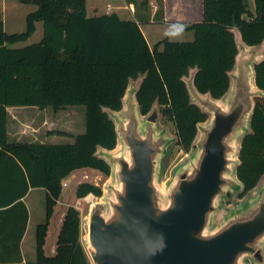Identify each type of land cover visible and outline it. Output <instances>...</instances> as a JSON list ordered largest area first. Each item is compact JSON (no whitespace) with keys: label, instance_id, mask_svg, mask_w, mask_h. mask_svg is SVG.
<instances>
[{"label":"trees","instance_id":"16d2710c","mask_svg":"<svg viewBox=\"0 0 264 264\" xmlns=\"http://www.w3.org/2000/svg\"><path fill=\"white\" fill-rule=\"evenodd\" d=\"M19 1L37 7L27 14L20 32H7L0 13V178L8 188V196L0 200V261L22 260L20 242L29 218L22 198L31 187H43L46 217L36 226V259L28 264H91L81 241V213L74 205L65 212L55 253L47 254L45 244L63 179L81 168L111 173L110 164L96 153L99 146L112 149L117 144L115 123L105 107L120 109L130 79L143 75L137 91L140 111L148 113L157 101L175 126L177 143L189 149L197 123L208 114L191 103L183 77L196 68L198 90L221 97L229 88L228 72L238 52L233 29H239L247 44L262 42L264 0H254L253 18L246 16V0H202L203 19L190 25L193 40L165 38L154 46L139 23L148 19L149 0H142L145 13L136 9L137 20L115 11L88 16L86 0ZM157 1L161 6L162 0ZM37 20L43 21V37L12 46L31 36ZM255 70L256 83L264 89V60ZM7 105H84L85 130L73 142H8ZM251 127L242 139L236 168L243 183L240 195L264 174V96L256 97ZM75 193L78 198L90 193L99 197L103 188L82 181Z\"/></svg>","mask_w":264,"mask_h":264},{"label":"water","instance_id":"95a60500","mask_svg":"<svg viewBox=\"0 0 264 264\" xmlns=\"http://www.w3.org/2000/svg\"><path fill=\"white\" fill-rule=\"evenodd\" d=\"M236 30L238 52L221 97L198 90L196 68L183 77L191 103L208 117L197 123L193 152L168 184L160 176L172 138L158 126L157 101L148 113L140 111L143 75L130 79L120 109L105 107L117 144L96 153L110 164L115 182L84 220L83 242L94 264H249L248 256L251 264H264V174L253 195L218 215L223 197L243 189L236 172L241 142L252 132L256 97L264 96L255 70L264 60V39L250 45Z\"/></svg>","mask_w":264,"mask_h":264},{"label":"rangeland","instance_id":"374dc122","mask_svg":"<svg viewBox=\"0 0 264 264\" xmlns=\"http://www.w3.org/2000/svg\"><path fill=\"white\" fill-rule=\"evenodd\" d=\"M176 7L172 6V4L176 3ZM109 2L115 3V2H122L124 3V0H87L86 4V10L88 15H94V14H101L107 12V4ZM153 4L157 3V1L153 0ZM170 6L175 8L176 16L180 18H185L188 22L192 21H201L203 19V3L202 0H169ZM247 7L249 8V12L246 15L249 18H253L256 16V6L254 0H246ZM127 3H129L127 1ZM152 4V3H151ZM36 5L33 3H23L19 0H0V13L2 15V18L4 19L6 30L8 32L13 31H22L26 28V16L29 12L36 9ZM136 9L139 10V12H146V7L144 5V2L142 0H138V3L134 5V11H126V9H122L124 12L123 15L131 17L132 19H138V16L136 15ZM150 9L153 10L151 7ZM155 9V7H154ZM110 10V9H109ZM195 11L197 13L194 15ZM192 14V15H191ZM174 17H170L169 19L172 20ZM143 23V22H142ZM186 22H171V23H164V24H150V27L153 29V35L150 36V40L158 41L159 39L168 38L171 40H184L189 41L194 38V30L189 29L186 26ZM145 28H147V24H143ZM176 25H183L182 29L179 31L176 30L174 26ZM237 28H234V33H236ZM44 33V26L43 22L39 21L37 30L33 34V36L25 41H19L17 43L12 44V46H23L27 44L28 42L35 41L36 39H40ZM48 108H52L53 106H47ZM67 108H71L68 111L71 110V114L73 115V118H70L69 112H64V109H60V112H62V115L66 114L65 117L61 116L59 117H53L51 112H49V115L56 120V123L59 124H52L54 127L60 129L63 127H69L71 131L76 133L83 124V115L82 110L79 108H82L83 111H85L84 105H67L65 106ZM79 107V108H74ZM64 112V113H63ZM68 122L69 125L63 123ZM85 122V117H84ZM71 123V124H70ZM158 126L159 128H166L167 134L172 138L171 144L169 145L168 153L166 157L163 159L162 162V169H161V176L160 181L163 184H168L171 177L173 176V173L175 171V168L183 162L187 156H189L193 152V146H191L189 149H185L181 147L177 143V134L176 129L172 121L168 120L160 111L159 119H158ZM13 133V131H12ZM66 142L71 140H65ZM75 177V178H74ZM73 180L67 181V183L63 186V192L62 196L55 206L56 213L53 217L52 224L50 226L49 230V236L48 241L45 244V249L47 254H51V249L53 246V242L56 239V232L58 230V223L60 221V217L64 209L66 208V205L69 203L70 205H74L80 210L81 213V241L84 244L83 240L87 233V227L84 223L85 218L87 217L89 213V208L92 202L100 200V197L95 196L94 194L90 193L85 197L78 198L76 196V187L77 185L82 181H90L97 183L102 186L104 193H109L108 186L111 183L115 182V177L113 174L106 175L102 173L101 171L93 168H81L79 171L75 172L73 174ZM76 182L77 185H76ZM256 188V187H255ZM254 187L247 190L245 194L240 195L239 191H234V195L231 198L223 197L222 205H221V211L218 213L220 216L224 217L228 215L230 212H232L234 209H236L240 204H242L243 201L246 200L248 196H251L254 194ZM92 194V195H91ZM91 195V198L88 199V196ZM26 202L28 203L30 207V219L29 224L26 232V242L24 243V248L28 251H25V254L27 255L28 259L36 258V226L37 223L43 222L45 220V211H46V202H45V190L43 187H36L32 191H30L26 197ZM68 204V205H69ZM67 210V209H66ZM55 211V209H54ZM66 212V211H65ZM65 215V213H64ZM222 217V218H223ZM64 218V216H63ZM63 221V220H62ZM49 229V228H48ZM59 232V231H58ZM57 242V241H56ZM33 243V249L30 252V245ZM85 251L88 255V258L91 262V264H94L90 254L84 244ZM55 253V252H54ZM247 263L251 264V258L248 256L245 259Z\"/></svg>","mask_w":264,"mask_h":264},{"label":"crops","instance_id":"0c3cea01","mask_svg":"<svg viewBox=\"0 0 264 264\" xmlns=\"http://www.w3.org/2000/svg\"><path fill=\"white\" fill-rule=\"evenodd\" d=\"M152 1L153 0H149V7L147 8L148 19L145 21L139 20L140 26H141V28H142V30H143V32H144V34H145V36H146V38H147V40L151 46H154L157 42H159L163 39H159L158 41H153V42L150 40V36H152L154 33L153 29L150 27V24H164V23L182 21V22L187 23L186 24L187 28L193 29L190 27V25L194 22H197V21L188 22L186 20V17L185 18L175 17L176 16V12H175L176 9L174 7H176L175 5H177V1H176V3L172 4V6H174L173 8L170 6L169 0H162L161 6L157 0H155V1H157V3H155V4H153ZM86 4H87V0H86ZM151 7L153 8V10L150 9ZM154 7H155V9H154ZM159 8L161 9V12H158ZM122 9H126L127 13H128V11L133 12L134 11V4L133 3H127V0H124V3H122V2H115V3L109 2L107 4V10L108 11L105 13H111V12L115 11L122 18H131V17H129V15H127V16L123 15L122 12H124V11ZM196 13H197V11H195L194 15ZM94 15H98V14H94ZM88 16H93V15H88ZM169 16L174 17V18L172 20H170ZM39 21H42V20L36 21V23H35L36 29L34 30V32L31 34V36L29 38H31L33 36V34L36 32ZM143 24H147L148 27L145 28ZM4 25H5V22H4ZM5 29H6V25H5ZM13 32H20V31H13ZM13 32H9V33H13ZM194 36H195V31H194ZM42 37H43V35H42ZM42 37H40V39ZM40 39H36L35 41L28 42L27 44L39 41ZM159 48L160 49L162 48V44L159 45ZM64 108L66 109V110H64V112H69V115H67V116H71L70 118H73V115L71 114L72 113L71 110L68 111L71 108H67L65 106L56 109L54 107H52V108H48V107L41 108L37 105H7L6 109H7V139H8V142L17 141V142L65 143L66 142L65 140H71L68 142H73L75 140L76 135L85 130V122H84L85 111H83L82 108L74 107V108L81 109L82 115H83L82 127L76 133H74L73 131H71L69 129V127H63V128L58 129V128L54 127L53 125H51V123L55 124L57 121L54 120V118H52L49 115V112L52 111L51 114L53 115V117H59V118L61 116L65 117L66 114L62 115V112H60V109H64ZM63 123L69 125L68 122L63 121ZM56 124H59V123H56ZM12 131H13V133H12ZM79 170L80 169L73 171L70 175H68L66 178H64L62 181L63 186L65 183H67V181L71 182V180H73L75 178V177L73 178V174ZM77 183L78 182H76V185H77ZM35 188L36 187H31L29 189V191L27 192V194L22 198L24 200L27 208H28V212H29L28 222H29L31 214H30V207H29L28 203L26 202V197H27L28 193ZM6 196H8V188H7V186L5 187V182H4L3 178H0V200L4 201V198ZM61 196H62V194H61ZM61 196H60V198H61ZM45 197H46V190H45ZM60 198L58 199V202H59ZM58 202H57V204H58ZM68 204L66 205V208L64 209V211L61 214L60 221L58 223L59 224L58 230L55 234L56 239L53 242L51 254H53L56 250V241H57V236L59 233L58 231L60 230L64 213H65L66 209L68 208V206H70V204L69 205ZM55 213H56V208H55V211H54V213L50 219L48 234L46 237V243L48 241L49 230H50V226L52 224L53 217H54ZM45 215H46V211H45ZM28 222L26 225L24 235H23L21 242H20L22 260L21 261H13V262H11V261H6V262L0 261V264H28V262L35 261L36 258L32 257L31 259H28L27 255L25 254V251H28V249H29L28 248L26 250L24 248V243L26 242V232H27V228H28V224H29ZM31 244L32 245H30V250H29L30 252L33 249V243H31ZM3 258H4V256L2 257V259Z\"/></svg>","mask_w":264,"mask_h":264},{"label":"clouds","instance_id":"9594fccd","mask_svg":"<svg viewBox=\"0 0 264 264\" xmlns=\"http://www.w3.org/2000/svg\"><path fill=\"white\" fill-rule=\"evenodd\" d=\"M174 27L176 28L177 31H179L180 29H182L183 25H176Z\"/></svg>","mask_w":264,"mask_h":264},{"label":"bare ground","instance_id":"6f19581e","mask_svg":"<svg viewBox=\"0 0 264 264\" xmlns=\"http://www.w3.org/2000/svg\"><path fill=\"white\" fill-rule=\"evenodd\" d=\"M91 195H92V194H91ZM91 195H89V196H88V199H90V198H91Z\"/></svg>","mask_w":264,"mask_h":264}]
</instances>
